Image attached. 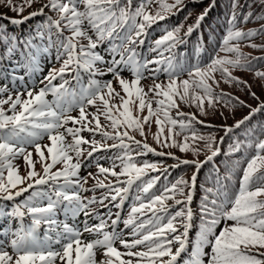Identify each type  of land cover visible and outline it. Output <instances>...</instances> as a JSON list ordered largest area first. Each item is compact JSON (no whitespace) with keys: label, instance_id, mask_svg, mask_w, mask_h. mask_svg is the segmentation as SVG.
Instances as JSON below:
<instances>
[{"label":"snow or ice","instance_id":"6c2138e0","mask_svg":"<svg viewBox=\"0 0 264 264\" xmlns=\"http://www.w3.org/2000/svg\"><path fill=\"white\" fill-rule=\"evenodd\" d=\"M35 2L0 0V6L21 17L0 14V80L11 82L0 84V264H264V139L253 143L249 137L229 145L226 155L248 149L254 154L246 160L234 196L227 195L225 181L230 182V172L223 178L217 176L214 187L203 189L194 240L189 233L196 176L191 182L178 179L157 189L161 177L166 179L167 167L162 161L139 159L149 154L167 156L178 162L170 167L194 164L199 169L220 154V148L213 147L215 138L199 134L195 127L208 125L195 114L179 111L178 101L195 105L202 115H207L205 101L214 112L218 104L249 108L235 128L264 112V102L253 108L237 96L215 90L223 80L242 86L259 101L253 84L233 75V70L252 73L264 89V70L257 67L264 56L254 57L240 48L246 42L253 49H264V44L251 42L264 35V25L247 31L237 27L238 21L264 20V15L248 11L241 20L236 11L242 7L240 0H230L228 27L217 54L201 65L182 62L174 53L177 45L185 42L180 35L182 23L163 29L164 34L148 49L156 53L151 59L137 51L153 25L184 11L185 0H47L38 11L23 16L25 8ZM153 5H157L155 10ZM211 7H215L214 0L184 36L201 26ZM244 7L251 9L253 4ZM259 9L264 10V0H259ZM35 17H44V21L27 36H17L9 27ZM52 48L60 66L48 70L39 80L43 87L36 91L33 76L42 70L41 61ZM101 48L103 51L98 50ZM219 52L225 55L219 56ZM124 71H129L132 79H126ZM160 72L166 74V84L156 82ZM217 72L221 80L215 78ZM184 73L188 78L178 82ZM109 74L111 80L96 79ZM25 76L31 86L25 83ZM144 79L153 81L147 90L141 83ZM113 81L123 95L113 87ZM49 95L52 100L47 99ZM116 99L119 104L113 103ZM90 107L95 111L89 112ZM145 109L147 115H140ZM172 109L182 119L173 118ZM74 111L78 112L75 116L71 114ZM101 117L106 123H101ZM153 117L158 128L153 139L162 148L198 156L201 149L197 142L204 141L211 155L205 161H189L157 151L147 143L145 133V125H150ZM85 132L90 137L82 135ZM135 132L143 139L137 140ZM45 138L49 143L42 144ZM106 152L113 154L100 159L110 161L109 167L96 158L97 153ZM17 158L27 167L24 175L14 163ZM93 160L97 172L81 176V168ZM152 172L161 175L150 176ZM89 179L94 183L85 187ZM98 190H102L99 196L95 194ZM133 191L135 203L126 218L119 211L101 212L93 207L99 204L105 210H119ZM85 192L93 195L83 196ZM25 193L29 194L25 197ZM176 205L181 207L170 211ZM80 215L86 218L82 229L75 223ZM87 218L98 222L89 224ZM84 232L96 238L85 241L81 239ZM117 242L124 251L116 247ZM98 252L103 254L99 261Z\"/></svg>","mask_w":264,"mask_h":264},{"label":"trees","instance_id":"16d2710c","mask_svg":"<svg viewBox=\"0 0 264 264\" xmlns=\"http://www.w3.org/2000/svg\"><path fill=\"white\" fill-rule=\"evenodd\" d=\"M21 2L22 0H14V3L16 4H20ZM46 2L47 0H36V2L33 3L31 7L25 8V11L23 12L22 15L27 16L31 12L38 11V9L37 10L34 9L35 5L39 3L43 5ZM168 2L170 3L171 0H168ZM134 3H138V0H134ZM185 3L187 4V7L184 9V11L179 12L176 15H172L164 21H160L158 24L153 25L152 28L148 30L149 34L145 39V44L143 46L137 47L138 52H140L143 56H146L147 58L151 59L153 56L156 55V53L150 52L148 51V49L150 46L153 45V42L156 39L160 38L164 34L163 29L165 27L171 29L172 27L182 23L183 28L181 29L180 35L184 38L185 42L177 45V47L174 49V53L178 60L189 64L199 63L201 65H204L209 61V59L214 54H217L216 50L220 47L221 41L225 35V30L228 27L227 19L231 12L230 0H214L215 7H211L204 21H202L201 26L198 29L194 30L190 36H184V33L187 31V27L195 23L198 14L203 13L206 9L210 8V5L213 3V0H185ZM240 4L242 7L238 8L236 11H237V15L241 18V20L243 18V15L248 11H252L256 15H264V10L259 9V0H240ZM246 4H253V7L251 9H249L248 7H244V5ZM152 7L153 10H155L157 5H153ZM30 8H32L33 10H31ZM45 11L47 12L48 15H51L53 19L56 18V15L54 13L48 12L47 9ZM189 13H191L190 16ZM0 14L6 15L7 17L21 18L20 16L17 15V13L9 10V8L4 6H0ZM185 17L188 18L185 19ZM43 21H44V17H35L29 21H26L22 25H9V27L12 30V32H14L15 35L27 36L29 33L33 32L34 29L40 26L43 23ZM3 23H6V21H3ZM261 25H264V20H257L255 18L248 21L247 23H242L240 21L237 22V27L245 31L250 29H259ZM65 35H68V33H65ZM53 39H55V37H53ZM39 42L43 43V41H39ZM251 42L255 44H264V35L253 38ZM240 48H241V52L245 54H250L251 56L254 57L264 56V49H253L251 47L246 46V42L241 43ZM98 50L103 51L102 48ZM55 55H56L55 48L50 49L47 56L43 58L41 61L42 70L38 71L33 76V79L36 81V86H35L36 91H38L40 87H43V85L39 83V80L42 79L43 76L47 75L48 70L52 67L59 68L60 64L55 60ZM218 55L224 56L225 53L219 52ZM152 67H156V66L153 65ZM257 67L260 70H264V61H260L257 64ZM19 74L23 75L24 70H20ZM157 75H158V79L156 80L157 83L168 82L165 73L160 72ZM233 75L253 84L252 91H254L256 95L259 97V101L252 99L245 90H242V86H236L235 84L230 85L224 83L223 80H221L220 74L218 72L214 73V76L217 80H221V82L219 84V87L216 88L215 90L217 92L223 91L233 96H237L240 98V100L245 101L246 104L251 105L253 108L257 107L258 103L264 102V89H262L260 86L261 82L254 80L252 73L243 69H235L233 70ZM123 76L127 79H132L131 73L129 71H124ZM187 78H188L187 73H184L178 78V82L179 80H183ZM87 79L88 77L85 75V81H87ZM96 79H99L101 81H107V80H111L112 77L109 74L102 77H96ZM209 82L211 83V81ZM3 83H8L11 85L10 81L0 80V84ZM25 83H29L28 76H25ZM54 83H59V81H55ZM142 83L146 84V87L145 86L143 87L145 88V90H147V88L153 84V81L151 79H144L142 80ZM113 84L115 85L116 82L113 81ZM17 86H19V82H17ZM29 86H31L30 83ZM6 95L7 94H5V98ZM13 95H15V93H13ZM47 99L52 100L53 97L49 95ZM5 108H7V105H5ZM155 108H156V104L154 106V109ZM204 108L207 115H202L197 109V107L195 108L196 110L195 115L199 118V120L204 121L205 125L208 126L196 124L195 127L199 132V134L204 135L205 137L211 134L215 138V143L213 147L215 148L218 146L220 148V154L214 157L212 161L205 163L203 167L197 169L194 164H180L178 167H170L176 165L178 162L177 160L167 156L160 157L153 154H149L146 157L139 158V159H147L151 162L162 161L163 166L167 167L168 171L165 174L166 179L164 178V176L161 177V181L156 186L157 189H160L163 184L174 183L178 179H183L191 182L190 174L191 172L193 173L195 172L196 185L192 191L193 201L190 205L194 213L193 228L190 230L189 233L190 239L193 240L195 239V234L199 228L198 210L201 199L204 195L203 189L205 187H214L217 176L223 178L230 172L231 180L230 182L225 181V183L228 189L227 195L229 197L234 196V194L237 192L239 188V178L242 175L243 167L246 165V160L250 155L254 154V150L248 149V150H243L241 152L226 155V153L229 152V145L234 144L236 141H245L249 137L253 138L252 140L253 143H255L256 139H264V112L256 113L255 116H253V118L250 121L246 122L244 125H241L240 128H235L234 125L236 124V122L243 119V117L249 114V108L242 107L239 105H237L236 107H232L231 105L226 107L223 104H218L214 112L211 108L208 107L207 101H205ZM172 110L170 112V115L173 118L182 119V117H178V116L176 117V115L173 114ZM88 111L94 112L95 108L90 107ZM221 112L224 113L223 116L220 115ZM71 114L77 115L78 112L74 111ZM184 119H186V117H184ZM101 121H105L103 117H101ZM152 122L155 123V117H153L151 123ZM229 127H232L233 129L231 132L226 131V129ZM165 129H167V126H165ZM134 134L139 135L138 132H135ZM82 135H84L85 137H90L91 134L86 132L83 133ZM96 138L100 139L99 136H97ZM177 139L183 141V136H179L177 137ZM221 139H223L222 143H221ZM44 140H46V138ZM108 143H112V141H109ZM204 143H205L204 141L197 142V146L201 149L200 154L198 156L193 155L192 152L182 153L178 148H169V149L173 150L175 156L179 157L180 160L186 159L189 161H205L206 156L211 155V153L204 148ZM83 147L86 149L88 148L87 145H84ZM156 150L162 151L160 149H156ZM112 154L113 153L111 152L97 153L96 158L100 160V163L104 167H109L110 161L100 158L111 156ZM33 159H36V157L33 156ZM18 161H20V165H21V166L17 165L19 169L21 168L23 171H25L27 167L23 159L17 158L14 161V163ZM59 167H61V165H59ZM89 172H92L93 174L97 172L95 160H93L87 167H82L80 170V175L87 176ZM149 175L156 176V175H161V173L152 172ZM100 178L103 179V177ZM147 178L148 177H145V179ZM93 183L94 180L89 179L88 184L85 185V187H91ZM155 190L156 189H154V191ZM100 191L102 190H98L95 194L99 196ZM185 191L187 192L188 189H186ZM28 194L29 193H25L24 194L25 197ZM82 195L90 197L93 195V193L85 192L82 193ZM134 195L135 192L133 191V193L129 195L128 199L125 200L123 207L119 210L115 208H110L108 210H105L99 204L94 205L93 207L97 211H101V212L111 211L115 213L116 211H119L122 218H126L127 215L129 214L131 205L135 203ZM23 198L24 197H18L17 200H21ZM177 198L183 199V197L181 196H177ZM262 199H264V197H262ZM168 203L172 204L173 202L170 200L168 201ZM180 207L181 205H176L173 208H171L170 211L175 212ZM85 219L86 218L83 215H80L79 217H77L75 223L82 229L83 222L85 221ZM87 220L89 224H95L98 222L97 220L91 218H87ZM69 223H72V221H69ZM120 227L122 228L123 225L121 224ZM218 231L219 229H217V233ZM95 238L96 237L93 234L87 232H84L81 237V239L85 241H90ZM116 247H118L121 251H124V249L119 245L118 242L116 244ZM97 254L98 256L96 257V259L97 261H99L101 260L100 257L101 256L103 257V254L102 252H98Z\"/></svg>","mask_w":264,"mask_h":264},{"label":"rangeland","instance_id":"374dc122","mask_svg":"<svg viewBox=\"0 0 264 264\" xmlns=\"http://www.w3.org/2000/svg\"><path fill=\"white\" fill-rule=\"evenodd\" d=\"M42 6V4L41 3H39V4H36L35 5V8L34 9H39L40 7ZM31 10H33L32 8H30ZM127 79V78H126ZM130 80V79H129ZM142 83V82H141ZM164 83V82H163ZM167 82H165L164 84H166ZM142 86H145L146 87V84L145 83H142ZM113 87L114 88H116V90L117 91H119V92H121V95H123V92L121 91V89H120V87H119V85L116 83L115 85L113 84ZM117 103V104H119V100L118 99H116V100H114L113 101V103ZM178 103H179V111H181V112H184V113H188V114H195V112H196V110H195V108H196V106L195 105H193V104H191V103H189V104H184V103H182V102H179L178 101ZM153 109H154V106H155V104L153 103ZM8 107V106H7ZM211 110V109H210ZM173 111V114L174 115H176V112H177V110L176 109H173L172 110ZM134 114H137L136 113V111L134 110ZM147 114V109H145V112L144 113H142V114H140V115H146ZM75 116V115H74ZM176 117H177V115H176ZM198 118V117H197ZM199 119V118H198ZM102 122V124H104V123H106L105 121H101ZM155 123H151L150 125H145V133H146V137H147V143H149V145L150 146H152L153 148H155V149H160V150H162V151H164V152H171V153H173V150H171V149H169V148H162L159 144H157L156 143V141L153 139V137H154V134L157 132V130H158V128H157V125L155 124ZM70 126V125H69ZM86 133V132H85ZM165 133H167V129H165ZM83 134V133H82ZM133 135H135V137H136V139L137 140H142L143 138L141 137V136H139V135H136V134H134V133H132ZM71 141V137H69L68 138V142H70ZM42 144H47V143H49L48 142V140H47V138H46V140H44L43 142H41ZM29 150L30 151H33V156H35L36 157V154H35V152H34V149H30L29 148ZM177 155V154H176ZM36 159H37V157H36ZM15 164L16 165H20V161H18V162H15ZM21 166V165H20ZM57 167H59V165H57ZM36 169H37V171H40L41 170V168H40V165L39 164H37L36 165ZM26 172H27V168H26V170L25 171H23L21 168H20V174L21 175H23V174H26ZM195 175V172L193 173V172H191V174H190V179L193 177ZM97 256H98V254H97ZM100 259H103V257L101 256L100 257Z\"/></svg>","mask_w":264,"mask_h":264}]
</instances>
